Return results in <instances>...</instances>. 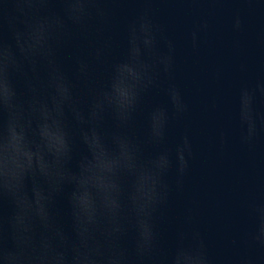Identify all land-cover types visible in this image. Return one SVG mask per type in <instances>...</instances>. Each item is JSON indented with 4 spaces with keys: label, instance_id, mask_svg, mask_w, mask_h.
<instances>
[{
    "label": "clouds",
    "instance_id": "9594fccd",
    "mask_svg": "<svg viewBox=\"0 0 264 264\" xmlns=\"http://www.w3.org/2000/svg\"><path fill=\"white\" fill-rule=\"evenodd\" d=\"M112 2L114 0H5L14 6L15 15L8 17L10 38L0 31V205L8 202L12 211L6 218L0 215V264H121V254L109 243L112 233L102 226L99 218L96 217L84 232L76 225L73 196L80 189L77 178L85 175V165L95 163L93 149L86 139L89 133L99 137L108 155L117 161L108 173L116 182H120L126 172L134 173L135 192L131 199L141 212L163 198L158 191L160 177L162 170L170 166V160L162 156L159 160L164 161L163 166L154 161L149 162V167L137 160V146L132 140L109 130L111 125L118 127L126 123L141 93L153 82L158 66L162 65L164 71L171 66L170 54L161 56L156 52L158 30L152 23L150 11L145 9L128 24L125 59L111 64L108 83L103 88L91 89L86 106L77 99L76 83H89L88 61L77 59L76 83H73L59 60L61 48L74 35L87 37L93 25L109 22L110 10L105 5ZM41 26L46 29L44 46L42 50L28 53L21 47L20 39L23 37L26 43L33 40ZM168 46L171 52V42ZM107 47L105 41L92 49L90 55L102 62ZM145 55L151 57V61L145 59ZM18 80L23 81L22 92L17 88ZM172 98L179 109L175 90ZM242 120L248 123L247 140L255 133L247 105ZM161 126L162 122L152 125L154 135L161 134ZM46 128L57 131L62 137V155L49 148L44 134ZM77 144L83 145L84 151L76 160L74 171L70 165ZM24 150L43 156L52 171L60 169L72 179H66L54 189L49 176L24 160ZM122 151L127 162L122 161ZM186 151L190 154L187 140L176 149L181 172L187 166ZM17 184L28 195L37 188L48 194L47 224L30 214L21 223ZM68 185L72 186L67 200L74 238L64 232L54 211L56 198ZM94 187L92 184L84 187L90 198ZM251 210L256 227L249 238L264 246V203L253 204ZM139 235L137 246L143 253L151 248L153 233L142 223ZM180 240L170 264H210L199 233H193L191 244L183 243V234Z\"/></svg>",
    "mask_w": 264,
    "mask_h": 264
}]
</instances>
